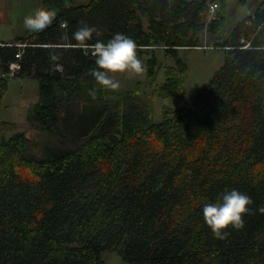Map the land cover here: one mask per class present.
<instances>
[{"label":"trees","instance_id":"trees-1","mask_svg":"<svg viewBox=\"0 0 264 264\" xmlns=\"http://www.w3.org/2000/svg\"><path fill=\"white\" fill-rule=\"evenodd\" d=\"M74 1L41 0L42 12L56 16L48 31L0 43V75L21 51L17 78L38 81L23 125L0 120V264H104L107 250L128 264H264V213L256 210L264 206V0L229 34L228 0ZM209 1L220 5L210 21ZM93 19L98 29L78 46L72 33ZM203 31L225 61L159 123L143 83L108 91L90 75L97 39L122 32L137 52L161 45L170 58L201 47ZM56 51L61 70L50 60ZM177 63L163 68L161 84L155 60L148 68L154 99L185 95ZM8 85L0 78V102ZM233 188L254 203L242 229L217 239L201 208Z\"/></svg>","mask_w":264,"mask_h":264},{"label":"rangeland","instance_id":"rangeland-1","mask_svg":"<svg viewBox=\"0 0 264 264\" xmlns=\"http://www.w3.org/2000/svg\"><path fill=\"white\" fill-rule=\"evenodd\" d=\"M196 1V0H190ZM75 4H86L88 0H75ZM262 0H252L246 5H240L237 0H228L227 3V22L226 33L229 34L234 26L241 19L246 18L251 12H254ZM250 13V14H248ZM33 10L27 11L25 16L35 15ZM18 28L13 32L9 27L4 26L0 32V40L4 38H13L20 36L35 35L25 30L23 26V18L17 21ZM143 29L149 32V24L142 18ZM95 29H98V21L93 19L92 24ZM12 32V33H10ZM12 34V35H11ZM199 38L201 47H179L177 48L175 57L167 58L164 54L163 46L145 50L146 52L139 53L138 56L146 65V71L143 73L124 72L116 74L121 87L116 91L132 89L137 82L144 84L142 97L146 103L150 105L153 111V121L159 123L162 121V112L165 108L180 109L186 103L192 102L198 95L201 88L207 84L214 74L223 65L227 52L222 48L208 47L210 40L206 32H200ZM188 38V37H187ZM187 38L185 41H187ZM88 50V49H87ZM90 53L94 51V47H90ZM53 56V57H52ZM50 60L54 62V68L61 70V64L64 60L62 53L56 51L52 54ZM155 60V71L157 73V81L162 83V71L165 66H177V60L181 62L180 68L185 73V95L182 98H167L154 99L151 96V90L146 85L147 70ZM1 77V76H0ZM9 83L8 90L0 102V120L4 122H15L21 126L25 122L27 112L33 107L38 96V81L34 78H13L7 76ZM109 91V90H108ZM12 131H6L5 138L12 136ZM101 259L104 264H128L123 260L116 250H107L101 253Z\"/></svg>","mask_w":264,"mask_h":264},{"label":"clouds","instance_id":"clouds-1","mask_svg":"<svg viewBox=\"0 0 264 264\" xmlns=\"http://www.w3.org/2000/svg\"><path fill=\"white\" fill-rule=\"evenodd\" d=\"M56 16L50 12H38L35 15L25 16L23 26L32 34H43L53 25ZM95 26L82 22L73 33L74 41L78 46L87 47V42L93 38ZM95 66L90 75L97 85L104 90L116 91L121 87L116 74L124 72L143 73L146 65L137 54L136 41L122 32L115 33L107 40L97 39L94 43ZM93 97L94 89L89 90ZM253 199L239 189L225 190L216 201L205 202L201 214L212 235L217 239H224L229 229L239 230L244 227V217L248 214ZM257 212L264 213V206H258Z\"/></svg>","mask_w":264,"mask_h":264},{"label":"crops","instance_id":"crops-1","mask_svg":"<svg viewBox=\"0 0 264 264\" xmlns=\"http://www.w3.org/2000/svg\"><path fill=\"white\" fill-rule=\"evenodd\" d=\"M40 5H41V0H0V32L2 31L4 26L9 27L12 32L16 30L18 28L17 21L19 20L20 17L21 19L22 18L24 19L27 11L33 10V13L36 14L38 12H42ZM20 37H27V36H20ZM16 38L10 36V38L8 39L4 38L6 40H0V43L14 42Z\"/></svg>","mask_w":264,"mask_h":264},{"label":"built area","instance_id":"built-area-1","mask_svg":"<svg viewBox=\"0 0 264 264\" xmlns=\"http://www.w3.org/2000/svg\"><path fill=\"white\" fill-rule=\"evenodd\" d=\"M207 7H208L207 19L210 21L217 14L220 5L218 2H215V1L210 2L209 1L207 3ZM17 46L20 48L25 47L24 44H19ZM91 55H95L94 51L91 52ZM21 59H22V52L18 51L17 54H15L14 60L12 62H10L8 65V71L6 73H3L0 75L1 78L6 79V80H7V76L17 78V75H18L19 71L21 70Z\"/></svg>","mask_w":264,"mask_h":264}]
</instances>
